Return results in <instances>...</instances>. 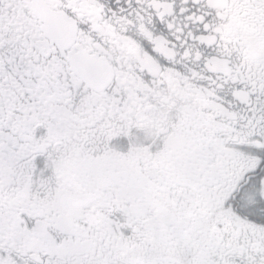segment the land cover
Masks as SVG:
<instances>
[{"label":"snow or ice","instance_id":"6c2138e0","mask_svg":"<svg viewBox=\"0 0 264 264\" xmlns=\"http://www.w3.org/2000/svg\"><path fill=\"white\" fill-rule=\"evenodd\" d=\"M0 264H264V0H0Z\"/></svg>","mask_w":264,"mask_h":264}]
</instances>
